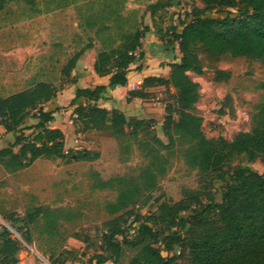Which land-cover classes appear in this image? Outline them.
I'll return each mask as SVG.
<instances>
[{"label":"trees","instance_id":"obj_1","mask_svg":"<svg viewBox=\"0 0 264 264\" xmlns=\"http://www.w3.org/2000/svg\"><path fill=\"white\" fill-rule=\"evenodd\" d=\"M7 1L0 0V11ZM34 6L37 0H22ZM178 0H155L147 5L153 20L157 10L171 6ZM202 6H192L170 25L164 33L154 20L151 26L141 25L123 31L116 45L101 43L93 61V70L99 76H109V85H125L129 65L142 58L141 40L152 30L162 46L170 51L176 45L180 53L177 61L168 63L167 77L149 75L142 79L139 88L129 90L132 97L147 98L149 88L162 86L172 89V101L164 106L161 123L164 143L153 132L150 138L160 148L173 152L178 148L184 161L206 179L210 189L193 190L183 186L182 197L176 201H162L149 215L133 211L139 202L137 184L121 187L115 199L105 204L111 218L100 237L99 251L93 253L87 264L117 262L123 246L136 249L126 264H177L187 252L186 264H264V174L252 170L240 161L260 160L264 163V101L260 104L251 128L237 132L230 140L217 136L208 138L201 125L203 117L196 112L199 98L198 82L188 72L203 73L199 53L234 57L246 56L264 64V0H201ZM214 14L211 16L209 14ZM109 25L95 29L98 33ZM163 34L165 36H163ZM88 41L65 63L61 73L70 76L82 52L92 48ZM228 74L216 70L214 79L226 80ZM69 82H73L70 79ZM264 89V82L260 83ZM104 86L77 88L69 104L73 109V123L82 131L108 130L112 135L136 136L138 130L152 129V119L126 117L118 109H107L97 104ZM58 87L48 81H37L28 88L0 94V125L14 139L0 147V164L6 172L27 166L39 157L66 156L64 134L58 128H49L57 106H50ZM35 121L29 125L26 119ZM24 129H32L30 135ZM149 133V132H148ZM17 147V150L14 148ZM151 162L143 171L145 185L154 184L152 165L163 171L159 163L162 155L154 146L149 149ZM97 151L82 150L80 159L94 158ZM220 186L215 189V184ZM109 184V180L102 185ZM218 194L219 199H215ZM205 197L208 203H201ZM10 223L22 221L15 227L20 237L49 258L58 261L64 252V243L70 236L68 229L58 221L55 211L40 206L29 207L21 217H5ZM73 236H78L73 233ZM179 249V255L174 251ZM22 258L21 243L13 238L7 227L0 224V264H17ZM61 264V263H59Z\"/></svg>","mask_w":264,"mask_h":264},{"label":"rangeland","instance_id":"obj_2","mask_svg":"<svg viewBox=\"0 0 264 264\" xmlns=\"http://www.w3.org/2000/svg\"><path fill=\"white\" fill-rule=\"evenodd\" d=\"M154 1L37 0L34 6L22 0L7 1L0 11V94L8 95L41 80L56 85L57 92L62 93L71 78L63 75L61 70L88 41L93 43L95 51L101 43L116 45L121 32L141 25L151 26L153 20L161 33L173 24L180 29L178 19L192 6H202L201 0H178L157 10L152 20L147 5ZM101 25H109V28L96 33L95 29ZM162 47L160 63L164 65V50L169 49ZM175 48L176 45L169 54L170 58L177 57L173 55ZM199 57L203 73L197 75L189 71L188 74L199 84L196 112L203 117L201 128L204 135L230 140L237 132L248 131L264 101V89L260 87L264 82V64L253 57H234L229 53L218 57L199 53ZM135 62L130 64L134 69L138 66ZM218 69L228 74L226 80L214 79ZM151 89L143 101L146 103L145 112H138L133 117L152 119L149 126L153 130H138L136 136L128 134L129 128L125 129L127 134L124 136L112 135L108 130L82 131L78 122L71 124L73 126L68 122L74 117L75 105L69 104L70 98L65 94L63 100L60 96L62 106H57L56 112L64 109V114L57 121L70 126L64 137L66 156H42L15 172H6L0 164V224L21 243L22 258L17 264H87L89 257L99 251L105 222L111 218L105 204L113 201L124 185L139 186V202L132 208L144 216L155 212L162 201L180 199L183 186L200 191L210 189L206 179L184 161L178 148L173 152L160 149L150 138L154 132L167 143L161 123L164 106L172 101L173 95L172 89L162 86ZM65 111L71 112L68 115ZM34 121L29 117L25 125ZM31 131L24 129L23 133L30 135ZM10 137L5 135L0 125V146H5L8 139L13 140L14 134ZM154 146L162 155L159 163L163 171L157 169V164L152 165L155 179L153 186L148 187L143 171L152 161L149 149ZM82 150L97 151L98 156L77 158L76 153ZM238 161L264 174L262 161H247L239 157L233 164ZM107 180L109 184L102 185ZM214 186L218 189L220 184ZM215 199H219L218 194H215ZM201 203L208 201L201 197ZM34 206L55 211L58 221L70 232L58 261L42 254L34 244H28L20 237L15 227L21 226L22 221L12 224L5 218L10 214L21 217ZM73 233L78 236H73ZM178 251L181 250L176 249L174 253L179 255ZM135 252L136 249L123 246L117 262L108 260L103 264H126ZM187 261L185 251L177 264H186Z\"/></svg>","mask_w":264,"mask_h":264},{"label":"crops","instance_id":"obj_3","mask_svg":"<svg viewBox=\"0 0 264 264\" xmlns=\"http://www.w3.org/2000/svg\"><path fill=\"white\" fill-rule=\"evenodd\" d=\"M4 9V8H3ZM162 47L161 41L158 39V37L155 35V33L150 30L149 32H146L145 36L141 40V51L143 53V57L136 60L135 63L138 64L137 67L132 68V65H129V68L126 72V78L127 83L123 86L116 85V86H110L109 85V76H99L97 75L93 70V61L96 55V51L93 50V48H88L82 52V54L78 57V59L75 62V66L72 68L70 72V78L73 79V82H68L63 88L62 93L57 92L56 97L50 103V106H62V103L60 102V96L61 100L64 95H68V98H72L74 95V92L77 88H84V87H94L96 85H102L104 86L101 97L97 100V104L101 107L107 108V109H118L126 117H133L137 115L138 112H145L144 110V104H146L145 99L146 98H139V97H132L127 100L128 92L129 90H132L130 85L136 84L140 85L142 82V79L149 75H155V76H163L167 77L169 73V66L168 63L177 61V59L180 56V53L178 51V48L174 49L175 53L173 55L177 56L176 58L169 57V54H172V50H164L165 52V60L166 63L164 65H161L162 59L160 58V48ZM165 49V47H162ZM177 52V53H176ZM171 59V60H170ZM149 91L152 89L149 88ZM71 111H65V114H70ZM64 114V109H60V112H54V118L52 121L48 123L49 128H58L60 129L64 137H66V132L68 131L70 126H73L72 119H69V116L67 117L68 122L70 126L59 124L57 119L60 117L61 114ZM136 118H142L136 117ZM29 119V118H28ZM28 119H26V122H28ZM63 120V117H61V122ZM33 123V122H31ZM65 126V127H63ZM3 128V127H2ZM4 130V128H3ZM5 132V131H4ZM5 135L9 138L10 135L12 136V133L5 132ZM8 141H12L9 140ZM7 141V142H8ZM2 147V146H0Z\"/></svg>","mask_w":264,"mask_h":264},{"label":"built area","instance_id":"obj_4","mask_svg":"<svg viewBox=\"0 0 264 264\" xmlns=\"http://www.w3.org/2000/svg\"><path fill=\"white\" fill-rule=\"evenodd\" d=\"M130 86H131V89L139 88V85H136V84H133V83Z\"/></svg>","mask_w":264,"mask_h":264}]
</instances>
